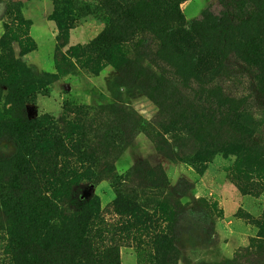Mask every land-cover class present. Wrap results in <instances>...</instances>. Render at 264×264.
I'll list each match as a JSON object with an SVG mask.
<instances>
[{"label":"rangeland","instance_id":"rangeland-1","mask_svg":"<svg viewBox=\"0 0 264 264\" xmlns=\"http://www.w3.org/2000/svg\"><path fill=\"white\" fill-rule=\"evenodd\" d=\"M260 9H264L261 0L257 5L251 0H188L180 5L184 19L175 21L164 19L155 0H0L1 73L10 74L17 62L30 69L40 82L35 84L38 94L23 109L29 120L44 115L58 120L64 105L74 103L92 107L102 127L99 135L116 124L123 142L121 147L111 148L118 174L137 166H142L141 174L146 175L147 167L161 169L182 197L174 239L196 229L211 235L210 221L221 217L223 200L235 207L236 217L238 212L246 213L239 206L242 198L249 196L244 190L254 183L253 179L257 178L255 184L263 187L259 198H264V151L255 165V155L246 143L251 139L264 149V90L257 85L259 70L250 62L248 51V32ZM256 20L257 27L264 31V24ZM227 21L234 27L233 40L219 47L216 39L227 37L222 32L223 26H229ZM103 33L108 44L101 55L92 56L109 65L98 76L67 65L69 48L87 47ZM26 34L33 46L23 39ZM208 52L215 56L213 66L205 69L202 60ZM2 83L0 119H7L11 105L8 89ZM234 98L243 103L237 111L245 120L241 131L235 126L237 113L231 105ZM161 104L164 117L199 130V140L192 137L191 143L178 145L173 160L160 155L151 138L141 132L144 123L154 122L159 116ZM12 134L9 129L0 132V173H8L12 166L7 162L12 163L20 153ZM196 140L199 153L205 146L208 151H220L202 175L177 159L190 158ZM241 150H245L244 156L236 166ZM198 178H204L208 187L214 184L211 191L216 188L217 192L212 196L209 189L198 202L189 204L186 194ZM131 180L136 185L131 188L138 193L143 190L139 189L140 183H150L140 176ZM92 190L103 209L116 199L108 181ZM20 228L17 215L7 219L0 204V264H34L31 251L26 249L23 255L28 252L27 257H18L20 261L11 257L6 231L18 229L15 236L19 239ZM120 251L122 264L141 263L135 248L123 247ZM255 264H264V247Z\"/></svg>","mask_w":264,"mask_h":264},{"label":"trees","instance_id":"trees-1","mask_svg":"<svg viewBox=\"0 0 264 264\" xmlns=\"http://www.w3.org/2000/svg\"><path fill=\"white\" fill-rule=\"evenodd\" d=\"M186 1L155 0V4L164 19L179 21L184 19L180 5ZM251 1L257 5L260 0ZM116 6L120 8L119 3ZM255 17L254 27L248 32L251 41L248 51L250 62L259 70L257 85L264 90V31L257 27L256 22L259 18L264 24V9L258 10ZM227 24L228 27H222L227 37L216 39L219 47H223L224 41L229 45L233 40L234 27L228 21ZM105 34L87 47L69 48L67 65L98 76L109 64L92 55H101V49L108 44ZM25 38L33 46L28 34L23 36ZM205 56L202 64L208 69L213 66L215 54L208 52ZM1 83L8 89L11 107L7 119H0V132L11 130L20 150L15 161L7 162L12 169L8 173H0V204L7 219L17 215L21 227L19 239L15 236L18 229L6 231L13 261H20L18 257L25 258L31 251L34 264H121V248L132 247L140 254V264H172L173 260L178 264L180 252L175 246L173 232L182 197L166 174L161 169L149 167L147 175L141 174L142 166H137L119 175L112 153L114 148L123 144L120 142V128L116 124L110 125L107 132L99 135L102 127L92 114L91 106L66 103L58 120L49 115L29 120L23 109L38 94L36 85L40 82L27 67L16 62L10 74L8 71L2 74L0 67ZM18 86L22 88L19 91ZM242 104L236 98L231 100L235 113ZM162 106L155 121L144 123L141 132L151 138L160 155L173 160V155L179 151L178 145L191 143L192 137L199 140V130L183 121H173L170 116L164 117ZM122 113L124 117L127 115L125 110ZM241 119L237 113L235 126L240 131L245 128V120ZM246 143L255 155V165L259 164L260 154L264 151L262 145L251 139ZM206 147L199 153V144H196L190 158L177 159L202 175L220 152L208 151ZM244 151L238 152L236 166L242 161ZM138 176L150 180V183L139 184V189H143L140 193L131 188L136 186L131 178ZM229 176H233L231 170ZM253 180L254 183L245 188L244 195L259 198L263 187L255 184L257 178ZM103 181L110 183L116 195V199L104 209L92 190ZM89 190L91 193L87 196ZM237 216L259 232L256 238L251 239L248 248L235 253L231 264H255L264 247V213L257 219L247 213L238 212ZM1 230L4 231L3 228ZM25 249L28 252L23 255Z\"/></svg>","mask_w":264,"mask_h":264},{"label":"crops","instance_id":"crops-1","mask_svg":"<svg viewBox=\"0 0 264 264\" xmlns=\"http://www.w3.org/2000/svg\"><path fill=\"white\" fill-rule=\"evenodd\" d=\"M198 180L200 182L196 183ZM198 180H195L194 187L186 194L189 204L198 202L199 198L204 196L209 189L214 190V184L208 187L204 184V178H198ZM211 192L213 196L217 192L216 188ZM223 201L221 217L210 221L211 235H206L196 229L192 234H184L176 238L175 246L180 252L178 264H231L235 253L248 248L251 239L257 237L258 229L236 217L235 207L228 201ZM239 208L257 219L264 213V198L244 196Z\"/></svg>","mask_w":264,"mask_h":264}]
</instances>
